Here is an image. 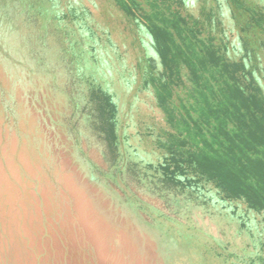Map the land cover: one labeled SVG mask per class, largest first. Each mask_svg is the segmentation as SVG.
Instances as JSON below:
<instances>
[{"label":"rangeland","instance_id":"obj_1","mask_svg":"<svg viewBox=\"0 0 264 264\" xmlns=\"http://www.w3.org/2000/svg\"><path fill=\"white\" fill-rule=\"evenodd\" d=\"M34 1L0 0V264H199L205 257L196 261L191 243L182 242L189 232L210 244L207 264H251L264 255L258 215L209 191L199 197L169 193L142 169V159L154 162L158 152L138 131L162 117L146 98L133 106L135 91L93 60L98 80L118 92L122 127L140 153L137 158L128 147L122 162H140L134 173L110 163L88 110L76 105L87 94L89 73L75 75L58 34L36 40L44 33L29 5ZM71 1L91 9V25L103 40L107 32L122 54L114 61L133 70L143 51L112 0H61V7ZM244 1L264 10V0ZM201 4L189 0L188 10L198 17ZM244 20L224 17L234 59L242 56L234 47L243 44L241 35L246 38L237 24ZM66 23L79 37L81 20ZM28 33L34 39L27 41ZM247 38L260 56H251V64L261 65L264 75V44L254 31Z\"/></svg>","mask_w":264,"mask_h":264},{"label":"trees","instance_id":"obj_2","mask_svg":"<svg viewBox=\"0 0 264 264\" xmlns=\"http://www.w3.org/2000/svg\"><path fill=\"white\" fill-rule=\"evenodd\" d=\"M112 2L143 51L129 72L125 64L114 61V56L122 59V54L112 38L105 32L107 38L103 40L91 25L89 7L71 1L64 8L61 0L29 4L40 16L44 33L36 40L58 34L62 53L71 58L75 75L82 78L89 73L84 104L76 105L88 110L93 130L106 147V158L121 173H134L140 164L129 160L125 166L122 163L129 155L128 147L135 157L140 153L130 143L133 136L122 127L120 96L112 91L111 82L98 80L94 61L103 64L107 75L124 80L126 89L135 91L133 106L146 98L162 117L159 124H145L138 131L140 138L152 139V147L158 152L154 162L142 159V169L151 172L169 193L199 197L209 191L225 204L243 205L247 212L260 217L264 250V75H260L261 65L251 64L254 56H260L247 38L254 31L258 42L264 44V10L244 0H213L209 7L208 0H201L196 17L188 10L189 0ZM226 14L233 19L245 17V25L237 22L246 36L241 35L243 44L234 47L242 53L239 59L229 56ZM66 20H81L79 37L68 29ZM31 37L34 39L28 33L26 40ZM44 66L50 70L46 62ZM104 75V71L99 73ZM182 242L187 246L191 243L196 261L209 258L210 244L201 235L189 232ZM205 259L199 264H207ZM256 261L264 264V255L250 262Z\"/></svg>","mask_w":264,"mask_h":264}]
</instances>
